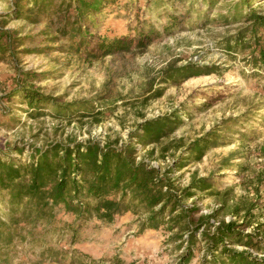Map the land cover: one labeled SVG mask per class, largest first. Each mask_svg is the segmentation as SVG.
<instances>
[{
  "label": "rangeland",
  "instance_id": "obj_1",
  "mask_svg": "<svg viewBox=\"0 0 264 264\" xmlns=\"http://www.w3.org/2000/svg\"><path fill=\"white\" fill-rule=\"evenodd\" d=\"M235 1L219 0L211 6L204 0H115L83 23L86 34L71 37L59 30L60 14L33 23L17 15L26 14L32 0H0V159L24 162L37 149L89 140L101 145L109 139L129 141L142 121L177 111L182 124L162 145L179 139L188 144L210 131L220 133L201 160L190 157L187 166L173 174L180 177V186L194 173L211 179L215 194L195 198L198 216L218 210L213 223H241L244 212L236 217L232 207L252 203L247 218L264 223V27L232 15ZM262 6L260 13L264 1ZM150 38L151 44L138 45ZM103 40H122L130 48L104 54ZM22 87L49 96L57 108L75 102L85 107L57 111L46 102L31 108L24 93L16 90ZM161 144L136 143L139 159L165 168L185 155L176 144L161 154ZM225 201L227 207L221 210ZM139 229L138 217L130 212L112 222L99 214L77 220L62 205L54 225L38 224L37 238L17 239L9 247L5 264L183 261L187 235L180 238L164 227L142 233ZM193 252L189 264H264V233L245 227L242 234L226 236L225 245L214 253L200 243Z\"/></svg>",
  "mask_w": 264,
  "mask_h": 264
},
{
  "label": "trees",
  "instance_id": "obj_2",
  "mask_svg": "<svg viewBox=\"0 0 264 264\" xmlns=\"http://www.w3.org/2000/svg\"><path fill=\"white\" fill-rule=\"evenodd\" d=\"M22 1V0H18ZM32 6L27 15L17 11L18 16H26L33 23L42 18L58 13L61 15L59 30L75 37L84 35L83 23L90 16L101 11L108 3L115 0H32ZM211 6L219 0H204ZM259 0H237L231 6L230 13L240 18L246 17L255 27H264V13L259 9L263 1L254 7ZM242 10H246L243 13ZM72 12V13H70ZM228 16L222 14V18ZM155 32V31H152ZM11 35H7L10 38ZM152 43L139 40V46ZM104 54L116 49L130 46L122 40L100 42ZM125 49V50H126ZM264 61V50L262 58ZM23 92L31 108H42L50 97L38 91L22 87L16 89ZM57 108L55 102H52ZM85 107L83 102L58 107L57 111H80ZM182 124V118L177 111L155 118H149L138 124L131 132L129 141L116 138L109 139L103 145L98 141L89 140L85 144L56 145L46 150L37 149L27 161L8 163L0 159L4 179L0 180V195L5 193L0 205V262L4 264L10 257L9 247L17 239L37 238L34 228L38 224L54 225L57 221V209L64 205L77 220H83L92 214H99L112 222L118 216L132 213L140 221V233L146 230H160L178 234L180 238L187 235V250L181 256L180 264H189L197 243L202 249L214 253L225 245L226 236L242 234L245 227L255 226L259 235L264 233V223L248 219L255 205L247 203L236 204L231 214L239 220H219L220 211L209 215L201 214L197 200L206 193L214 195V185L210 178L193 174L191 181L180 186V177L174 178V172L182 171L187 166V159L193 157L201 160L212 146L213 138L220 133L210 131L202 137L184 143L179 139L171 144L162 145V141L176 132ZM141 146L161 144V154L172 150L176 144L177 150H182L184 156L174 159L167 167H157L144 158L139 159ZM155 152L152 149L150 154ZM206 196V195H205ZM196 198V199H195ZM192 200V203L189 201ZM221 208L227 207L226 201ZM246 219V220H245ZM256 224V225H255ZM30 226V227H29ZM27 228L28 232H27ZM47 231V230H46ZM27 232V235H24ZM41 231L39 234H43Z\"/></svg>",
  "mask_w": 264,
  "mask_h": 264
}]
</instances>
